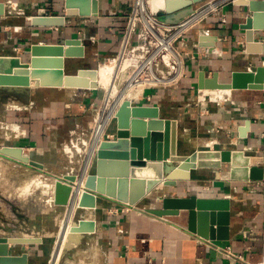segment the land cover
<instances>
[{
	"label": "crops",
	"instance_id": "1",
	"mask_svg": "<svg viewBox=\"0 0 264 264\" xmlns=\"http://www.w3.org/2000/svg\"><path fill=\"white\" fill-rule=\"evenodd\" d=\"M0 1L10 4H6L7 15L0 16V55H18L27 60L29 54L25 53L24 48L33 43L57 44L64 43L68 38L82 37L91 65H75L73 61L82 58L71 57L67 59L69 62L66 61L67 73H75L79 68H97L96 64L100 65L101 58H113L116 55L126 16L133 2L100 0V11L97 16L68 17L70 21L65 26L54 30L51 27L32 26L26 14H36L41 7L46 9L47 14H64V0ZM206 1L208 0L197 5H202ZM11 3H15V6ZM90 8L91 5L88 4L87 9ZM220 13L209 16L185 35L187 45L181 46V49H190L197 53L195 59L187 61V77L175 87L154 90L153 100L148 103L160 107L161 117L178 119L179 151L184 154H190L196 149L213 147L239 148L255 153L264 143L263 90H219L198 87L201 71H205L209 77L218 72L219 81L229 82L233 71L253 70L264 62V52L253 53L247 50L245 31L240 28V24L250 15L248 7L235 2L226 4L221 13L225 16L226 22H221ZM165 15H167L165 12H159V16ZM202 34L216 35L217 39L204 40L205 45H201L199 39ZM254 40L259 42L264 50V30L259 31ZM195 44L199 46L196 47ZM31 83H34L32 79ZM53 89L35 86L30 91L5 89L0 92V123H17L22 128H27V136L18 137L14 144L35 147L28 154L43 164V167L39 168L0 154V166L6 167L1 174L4 179L27 176L35 172L43 176L53 174L57 178L64 177L72 172L73 167L69 171L67 166L75 163L76 153H82L80 151L83 146L85 153L82 163L86 162L88 145L85 144L84 136L92 123L88 119L96 111L90 105L94 101L96 107L100 106L104 94L99 96L96 95V90L77 87H59L55 92ZM145 120H149V117H145ZM247 120L250 121V128L246 130L247 136L241 137V127ZM17 131L20 134L19 127ZM5 137L8 141V136ZM6 140L0 141V146L5 144ZM76 140L79 145L76 144ZM68 146L73 152L68 151ZM53 168H57L56 173H51ZM216 170L219 175L216 174ZM153 174V170L148 171V175ZM50 187H53L52 183L49 190ZM188 193L230 197L232 200L230 239L214 241L220 245H230L236 253L242 255L243 260L225 257L215 248L203 243L200 236L189 231L188 211L182 210L179 215L159 217L147 213L145 211L147 207L144 205L142 208L136 206L126 212L123 202L102 195L97 210H89L81 215L82 218L95 219L96 231L84 233L78 242L72 241V247L64 250L60 262L264 264L263 181L231 180L227 167L195 168L191 171V178L178 180L175 186H155L147 195L151 199L147 206H160L163 195L176 196ZM70 205L65 207L66 217ZM45 207L46 215L54 206L45 203ZM29 211L32 214V210ZM18 216L20 223L15 225L9 223L13 220L10 216L0 213V235L54 236L52 225H39L37 220L34 225L31 216L27 218L23 213H18ZM43 220L47 222L49 218L44 217ZM31 223L32 227L29 225ZM42 243L10 244V253L28 252L29 264H41L43 255L39 247ZM54 248L55 245L52 251Z\"/></svg>",
	"mask_w": 264,
	"mask_h": 264
},
{
	"label": "water",
	"instance_id": "2",
	"mask_svg": "<svg viewBox=\"0 0 264 264\" xmlns=\"http://www.w3.org/2000/svg\"><path fill=\"white\" fill-rule=\"evenodd\" d=\"M203 1L166 0L165 7L152 9L158 14L165 12L167 15L160 16L163 20L177 21L192 12L194 6ZM235 3L246 5L250 13L240 24V28L245 31L247 50L253 53L264 52L262 45L254 40L255 35L264 30V0H235ZM88 4L91 5L90 10L87 9ZM6 7V2L0 1V16L7 15ZM64 9V14H47L46 9L41 7L36 14L28 17L29 23L36 27H62L65 26L68 17L97 16L100 11V0H64ZM207 39L216 40L217 36L202 34L199 43L205 45L204 40ZM85 56V44L80 38H68L64 43L57 44L33 43L27 60L18 55H0V92L5 89L30 91L35 86L97 88L96 68H79L75 73L66 72L68 58ZM45 75H48V78ZM218 77V72L209 77L205 71H201L198 87L224 90L257 89L264 92V62L253 70L233 71L229 82H221ZM39 78L41 79L38 81ZM31 79L34 81L33 84ZM160 112L159 106L134 105L130 99L121 102L116 118L108 128V134L111 136L101 139L98 145L94 144L97 145L95 156L97 173L114 183L115 188L114 185L104 189L90 184L85 185L84 192L90 200H81L78 203L79 208L97 209L102 195L138 206L161 181L163 186H175L178 180L191 178V171L195 168L220 169L226 166L231 180L264 182V143L255 153L239 148L213 147L196 149L190 154H184L179 151L178 119L163 118ZM145 117H149V120H145ZM248 128L249 120L241 127V137L247 136ZM94 146H91V149H94ZM0 154L39 168L43 167L42 163L25 155L21 146L3 144L0 146ZM167 164L187 170L188 176L167 175L165 172ZM111 166H115L116 169L118 166L123 167L125 171L119 173L116 170L115 174L108 169ZM151 170L154 174L146 175ZM216 174L219 175L217 170ZM77 176L82 177V174H66L64 179H57L54 187V202L57 206L72 204L79 187L77 185L73 191ZM182 210L188 211L187 227L192 233L211 240L230 239L232 200L229 196L210 197L197 193L163 195L160 206L145 209L147 213L159 217L179 215ZM67 218L68 216L60 230L48 264H53L58 245L65 235ZM73 223L65 249L71 248L72 241L78 242L84 233L96 231L95 219L79 218ZM40 242H42L40 237L24 239L0 235V264H29L28 252L12 254L10 244Z\"/></svg>",
	"mask_w": 264,
	"mask_h": 264
},
{
	"label": "built area",
	"instance_id": "3",
	"mask_svg": "<svg viewBox=\"0 0 264 264\" xmlns=\"http://www.w3.org/2000/svg\"><path fill=\"white\" fill-rule=\"evenodd\" d=\"M216 1L218 0H208L199 6L196 4L192 12L183 16L179 20L166 21L161 19L159 14L152 9L149 0H133L130 11L126 16L119 50L113 58H107L109 61L113 59L116 62L119 61L120 63V70L118 72L119 76L116 77L114 82L118 84V88L121 84L122 87H124L130 80L131 83L137 81L143 82L144 86L138 97L129 98L132 104L156 106L148 104L153 100L152 94L154 90L162 87H175L185 77H187V61L195 59L197 53L190 49H181V46L187 45L185 35L198 24L206 20L209 16L219 12L222 13V8L226 4L235 2V0H222L217 3L216 7L211 8L210 6L212 3ZM68 21L70 20L66 19V23ZM221 22H226V18L223 14H221ZM51 28L59 30L60 26H52ZM163 37L170 40L171 48L174 52V54L169 56V58H165L167 50L163 48L162 41H159L160 38ZM79 38L83 42V38ZM195 46L198 47L199 45L195 44ZM153 54L154 57L150 58ZM124 74L126 75L125 77ZM99 87L100 85H98L97 88L90 89L97 90ZM107 101L108 88L104 90L102 104L97 106L99 109H97V115L93 123L94 126L97 123L99 113H101L104 106L107 105ZM120 104L121 103L117 102L116 99L111 102L113 112L101 139L110 136V134L107 133V130L115 120L116 112ZM95 105L96 104L93 101L90 106L91 108H95ZM18 126L20 127V134H22L23 137L27 136V129L22 128L20 124H18ZM76 144L79 145L77 140ZM91 146L92 144L89 141L87 148L89 149ZM21 147L23 149V153L26 155H29L28 152L35 149L33 146ZM59 179H64V177ZM48 201L50 203L53 202L52 196L47 199V202ZM135 207L136 206L124 203V210L126 212L133 210ZM200 240L203 243L215 248L218 252L229 259L243 260L242 255L236 253L230 245H220L214 240L202 237Z\"/></svg>",
	"mask_w": 264,
	"mask_h": 264
},
{
	"label": "rangeland",
	"instance_id": "4",
	"mask_svg": "<svg viewBox=\"0 0 264 264\" xmlns=\"http://www.w3.org/2000/svg\"><path fill=\"white\" fill-rule=\"evenodd\" d=\"M218 1L213 2L212 4L214 5ZM31 10H32V8H31ZM31 15H33V14L32 13L26 14V16H31ZM164 40L168 41V43H167L168 45H165V46L162 45L163 48L167 50V53H165V58H169V56L173 55L174 52L171 48V44H170L169 39L163 37V38H160L159 41H164ZM24 49H25V53L29 54L30 46H28L27 48H24ZM153 57H154V54L150 58H153ZM28 58H29V56H28ZM89 59H90V57L87 54L82 59H75L73 61V64H75V65L76 64L91 65L89 62ZM67 62H69V60ZM108 62H110V61L107 60V58H101L99 63H100V65H104ZM96 67H97L96 69H98L100 66L98 64H96ZM40 72L42 74H47V73H45V71H40ZM113 75H114V79L112 80L113 81L112 83L116 84V86H117L118 84L114 83V82H115L116 77L119 76V74H113ZM45 76H47L46 78H48V75H45ZM125 76L126 75L124 74V77ZM40 79L41 78H39L38 81ZM143 86H144L143 82L137 81V82L131 83V80L124 87H122V84H121L120 85L121 88L117 87L118 91H117V94H116L114 100L116 99L117 102L121 103L123 100L129 99L131 97L136 98V97H138V95L142 91ZM53 88H54L53 89L54 92H55V90H59V87H53ZM106 88H108L107 85L106 86H100L99 89L95 91L96 95L103 96L104 90ZM48 92H50V89H48ZM54 95L58 96L57 93H54ZM97 109H99V108L98 107L94 108V111L95 110L96 111L93 112V114L88 119L89 121H92V123H91V126L88 127L86 134L84 136L85 141H86L85 144L88 145V143L90 141L92 144V147H93V143H94L93 141L97 142V140H96L97 137H98V139H101V136L105 130V128H104V130H102L100 132V130H98V127H97L99 125L98 124H96L95 126L93 125L95 117L97 115ZM102 113H103V111L101 113H99L98 117H100V115H102ZM7 123H9V122H7ZM7 123H5V122L3 124L0 123V141H5L6 140L5 135H7L8 141L6 140L5 144L6 145H16V144H14V141L18 137H22V134H19V132L17 131V127H19V126L17 123H14V124H7ZM93 127H94V129H93ZM92 130H93V132H92ZM27 134H28V131H27ZM98 144H99V142L97 143V145ZM96 146L93 150H91V148L88 149L87 159H86V162L84 164L82 163V158H83L84 153H85V146H83L81 148L80 152H82V153H80V154L76 153V158L74 159L75 163L72 166L71 165L67 166L69 168L68 169L69 171H71L70 169L73 167L72 172H69L70 174H75V175L82 174V177L80 176L81 179H80V177L77 176V178L75 180L76 185H80L81 188H83L85 185H88V184L91 185L96 178V165H97V161H96V157H95L96 156ZM89 147H90V144H89ZM4 168L6 169L5 166H0V213H2V215L7 214L8 216H10L13 220L9 221V223L15 224V225H18L20 223L18 213H23L24 216L27 218H29V216H31V220H32V223L34 225H35V221L37 220L39 225H49L50 224L53 226L52 231L54 232V236H39L40 238H42V242H43L39 247V251H41L40 253H41V255H43L41 257L42 259L40 260V262H41V264H48V262H49L48 259L50 257L51 251H52L54 245L56 244V240L58 239V237L60 235V230H61L64 222L66 221L67 209L65 207L70 205V204H68V205H63V206H57L54 202L55 182L59 178H57L56 176H53V174H48V176H43V175H40L39 172H35L34 174L27 175V176H21V177L18 176L17 178L11 177V178H5L4 179L3 177H1L2 176L1 174L4 170ZM56 172H57V168L51 169V173H56ZM165 172L168 173L167 171H165ZM48 178H50V179H48ZM51 183H52L53 187H50V190H49V185L51 186ZM160 183H162V186H163V181H161ZM76 185L75 184L73 185V191H74V189H75L74 187ZM52 188H53V193L51 192ZM51 196H52L53 202L50 203L48 201L49 202L48 203L47 199L51 198ZM84 199L90 200V197L86 196L85 192L80 194L79 199H77L78 201L76 200V194H75V199L72 201V204L70 205L69 214L67 215L68 216V218H67L68 223L66 224V232H65V235L63 236L62 240L60 241L59 245H58L56 255H55L54 260H53V264H59V262H60L61 256L65 250V246H66L67 241H68V239H67L68 233L70 232L71 227L74 225L73 222L79 218H82L81 215L87 213L89 210L90 211L97 210V209L79 208L78 203ZM149 202H151L150 196L147 198H144L141 201V203H139L138 207L142 208V207H144V205L146 207H148L147 205H149ZM45 203L50 204L51 206L52 205L54 206L53 209L51 208L46 215H45V213H46ZM29 209L32 210V214L30 213ZM44 217H48L49 220L47 222H45L43 220ZM14 219H16L17 221H15ZM32 223L29 224V225H31V227L33 225ZM42 223H44V224H42ZM45 223H47V224H45ZM0 228H1V226H0ZM25 237H33V236H25ZM34 244H36V243H34ZM60 264H62V263L60 262Z\"/></svg>",
	"mask_w": 264,
	"mask_h": 264
},
{
	"label": "bare ground",
	"instance_id": "5",
	"mask_svg": "<svg viewBox=\"0 0 264 264\" xmlns=\"http://www.w3.org/2000/svg\"><path fill=\"white\" fill-rule=\"evenodd\" d=\"M165 1L166 0H149V2H150V4H151L153 9H159V8L165 7ZM220 1H222V0H219L218 2H220ZM7 3L8 2H6V4ZM217 3H215L214 5L212 4L210 7L211 8L212 7H216ZM11 4L13 6H15V3H11ZM8 8H9V6H8ZM167 43H168V41H166V40L162 41V45H164V46L168 45ZM119 70H120L119 61L116 62L113 59H111L110 62H108V63H106L104 65H100V67L98 69H96V71H97V78H96L97 84L100 85V86H106L107 85V87H108V101H107V105L104 106L103 113H102V115H100V117L97 118V123H96V124L99 125L97 127H98V130H100V132L102 130H104V128L106 127L108 121L110 120L112 112H113V109H112V106H111V102L114 100V98H115V96L117 94L118 88H117L116 84L112 83L113 82L112 80L114 79V75L113 74H118ZM219 90H224V89H219ZM96 140H97V142L93 141L94 142L93 146H94L95 143L100 142V139H98V137H97ZM94 148H95V146H94ZM67 149H68V151L70 153L73 152V149L70 146H68ZM91 150H93V149H91ZM108 169H110L112 172H115L117 170V171H119V173H123L125 171V169H123V167H119V166L117 167V169H116L115 166H111V168L108 167ZM165 171L168 172L167 175H172V176H175V177H187L188 176V171L187 170L178 169V167H175L172 164L165 165ZM116 172H115V174H116ZM111 174L114 175V173H111ZM146 175H148V172L146 173ZM106 179L107 178L100 177V175L97 173V165H96V178H95L94 182L91 185L95 186V187H100V188H103V189L104 188H108V186L113 187V185H114V188H115V184L110 182V181H108V180H106ZM76 186L74 187L75 189H76ZM159 186H162V183H159ZM83 192H84V189L81 188V186L79 185V187L77 189V192H76V200L79 199L80 194H82ZM23 238L24 239H33V238H36V237H23Z\"/></svg>",
	"mask_w": 264,
	"mask_h": 264
},
{
	"label": "trees",
	"instance_id": "6",
	"mask_svg": "<svg viewBox=\"0 0 264 264\" xmlns=\"http://www.w3.org/2000/svg\"><path fill=\"white\" fill-rule=\"evenodd\" d=\"M17 119H18V117H17Z\"/></svg>",
	"mask_w": 264,
	"mask_h": 264
}]
</instances>
